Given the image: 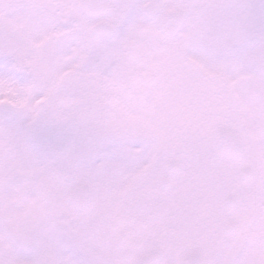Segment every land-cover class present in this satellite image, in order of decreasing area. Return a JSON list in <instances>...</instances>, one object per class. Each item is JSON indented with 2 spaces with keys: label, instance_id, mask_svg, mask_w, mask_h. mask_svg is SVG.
I'll use <instances>...</instances> for the list:
<instances>
[{
  "label": "snow or ice",
  "instance_id": "obj_1",
  "mask_svg": "<svg viewBox=\"0 0 264 264\" xmlns=\"http://www.w3.org/2000/svg\"><path fill=\"white\" fill-rule=\"evenodd\" d=\"M0 264H264V0H0Z\"/></svg>",
  "mask_w": 264,
  "mask_h": 264
}]
</instances>
